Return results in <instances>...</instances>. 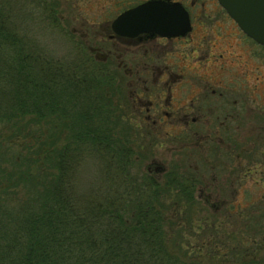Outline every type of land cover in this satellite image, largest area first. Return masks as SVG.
Instances as JSON below:
<instances>
[{
	"label": "trees",
	"instance_id": "obj_1",
	"mask_svg": "<svg viewBox=\"0 0 264 264\" xmlns=\"http://www.w3.org/2000/svg\"><path fill=\"white\" fill-rule=\"evenodd\" d=\"M8 17L0 0V264L228 262V238H200L192 257L169 253L167 202L192 203L195 177L169 174L163 186L139 172L131 140L108 126L117 110L104 78L88 84V62L48 59ZM91 156L102 159L86 185Z\"/></svg>",
	"mask_w": 264,
	"mask_h": 264
},
{
	"label": "rangeland",
	"instance_id": "obj_2",
	"mask_svg": "<svg viewBox=\"0 0 264 264\" xmlns=\"http://www.w3.org/2000/svg\"><path fill=\"white\" fill-rule=\"evenodd\" d=\"M135 1L92 0V5L88 8V0H8L7 23L8 28H13L27 43L41 49L43 55L50 60L73 64L88 62V84L92 79L100 82L99 75L104 78L108 84L103 88L104 93L108 98L112 97L110 102L113 103L112 106H116H113V111L117 110L112 123L107 125L115 129L114 135L118 140L126 143L127 139L131 140L129 147L135 152L139 172L146 176L151 175L163 186L166 185L164 179L169 174H190L195 177L198 185L196 184L194 201L190 204L184 201L175 206L183 207L185 211L175 215L174 210L177 208L167 202V208L171 211L168 212V219L162 229L169 253L180 258L192 257L198 249L200 238L208 240L216 237L223 243L228 238L232 245L228 262H216L203 257L197 263L239 264L242 252L248 261L264 260V157H261L264 145L250 144L254 158L245 159L240 155L232 161L223 154L216 153L222 148L227 153L230 146L214 144L215 132L212 133L214 135H208L214 129L203 133L197 128L194 131L199 132V135L195 136L192 131L178 127L152 128L150 122H144L145 106L138 111L128 100L132 91H138L142 98L157 94L155 87L151 85L154 73L163 71L214 77L219 72V67L227 63L235 66L236 64H232L237 63L236 58L243 55L238 49L241 39L230 30L225 43L215 45L216 42L213 41L211 45L210 37L211 28L237 27L215 0L216 4L213 0H190V4L192 1L196 2V7L190 8L193 24L197 28V35L193 39L195 41L174 44L166 50L151 46L152 49H125L106 39L104 26L107 21L110 24L124 10L125 4ZM205 38L204 47H196ZM91 45L99 59L90 54L88 47ZM84 47L88 50L87 53L82 52ZM194 49L197 50L199 58L205 59L210 51V59L206 62L203 60V64L198 59L193 60L191 55ZM145 51H148L146 55ZM224 51L226 62L218 58ZM255 53L264 58V52ZM181 56L184 57L179 61ZM258 65L264 77L262 58L256 60V66ZM234 75L231 67L224 76L226 83L228 79L232 81ZM235 77H238L233 78L236 81L242 79L239 74ZM254 81H250L253 86ZM257 109L256 105L253 111ZM207 120L213 121L206 117L205 121ZM241 124H244V119L236 123L237 126ZM246 127L247 130L242 132L246 135L249 132L248 137L251 136L252 128H255L254 135L257 134L255 120L250 119ZM243 141L244 139L241 140ZM246 147L238 145L237 154ZM101 159V156L90 158L88 175L98 172ZM262 262L255 263L264 264Z\"/></svg>",
	"mask_w": 264,
	"mask_h": 264
},
{
	"label": "flooded vegetation",
	"instance_id": "obj_3",
	"mask_svg": "<svg viewBox=\"0 0 264 264\" xmlns=\"http://www.w3.org/2000/svg\"><path fill=\"white\" fill-rule=\"evenodd\" d=\"M91 1L92 0H88V8L92 5ZM112 1L114 2L115 0ZM152 1L181 5L189 14L191 22L190 32L186 35L175 37H164L157 34H140L136 37H126L120 36L114 32L112 28L116 19L127 11ZM215 1L226 13L219 5L218 1ZM113 2H111V4ZM189 2L190 0H136L133 3L125 4L123 6L124 10L120 12L110 24L108 21L106 22V26H104L106 30V39L110 41V43H116L125 49L148 48L151 46L160 50H166L174 44H188L189 42H193L195 41L193 39L197 35V28H195L193 24L190 8H195L196 2L192 1L191 4ZM231 21L234 22L232 19ZM236 27L237 28H211L212 35L210 37V39H212V41H210L211 45L213 41L216 42L215 45L225 43L230 30L233 35L241 39V43L238 44V49L242 51L243 55L236 58V60L238 59L237 63L232 64H236L235 66H230L227 63L219 67V72L216 73L214 77H202L199 74L189 75L188 73L175 74L161 71L159 73H154L151 82L157 94L142 98L138 91H132V93L128 95V100L132 102L134 109L139 111L145 106L146 115L144 117V122H150L152 124L150 127L152 128L159 126L178 127L192 131L195 136L199 135V132L194 131L197 128L203 133H207L208 130L214 129V131L208 133L210 136L215 132L216 142L214 144H225L230 146V151L227 153L223 148L216 153L223 154V156H226L227 159H232V161H235L240 155L244 156L245 159H252L254 156H252L253 152L249 145H264V77L263 72L260 70V65L256 66V60L260 58L264 60V58L258 56V53H255L259 51L264 52V45L250 39L237 25ZM205 41L206 38L202 39L199 44H196V47H204ZM151 47L150 49H152ZM88 49L93 57L99 59V57L95 55V48H93L92 45L88 47ZM200 50L201 49H199V51ZM147 53L148 51H145V55ZM225 54L226 51L221 52L218 58L226 62ZM183 57L184 56L179 57V61L182 60ZM191 57H193L192 59L195 61L198 59V61L203 64V60L206 62L210 59V51L206 56L207 59L202 57L199 58L196 49L193 50ZM234 59L235 58H232V60ZM231 67L235 73L233 78H238L235 76L239 74L242 79H237L238 81H236L232 78V81L228 79V83H226L227 79H225L224 76H226V71L230 70ZM127 75L132 76L133 74ZM253 79L255 80L254 86L250 83ZM143 85H146V83ZM147 91L149 92V89H147ZM254 103H256L258 107L257 111H253V108L256 106ZM140 113L142 114V112ZM206 117H208V119L212 118L213 121H205ZM243 119L244 124L237 126V121H243ZM250 119L256 121L257 134L254 135L255 128H252L251 136L248 137L249 132L246 135V133L242 131L244 129L247 130L246 125ZM186 136L187 135H185V137ZM242 139H244L243 142H241ZM240 144L246 145L247 147L238 155L237 148ZM261 157H264V151L261 153ZM192 182L198 185L196 181Z\"/></svg>",
	"mask_w": 264,
	"mask_h": 264
},
{
	"label": "water",
	"instance_id": "obj_4",
	"mask_svg": "<svg viewBox=\"0 0 264 264\" xmlns=\"http://www.w3.org/2000/svg\"><path fill=\"white\" fill-rule=\"evenodd\" d=\"M228 16L250 39L264 45V0H217ZM120 36L157 34L164 37L186 35L190 17L179 4L149 2L129 10L113 23Z\"/></svg>",
	"mask_w": 264,
	"mask_h": 264
},
{
	"label": "clouds",
	"instance_id": "obj_5",
	"mask_svg": "<svg viewBox=\"0 0 264 264\" xmlns=\"http://www.w3.org/2000/svg\"><path fill=\"white\" fill-rule=\"evenodd\" d=\"M96 179L95 175L92 174V175H88L86 178H85V184H90L92 182H94V180Z\"/></svg>",
	"mask_w": 264,
	"mask_h": 264
}]
</instances>
